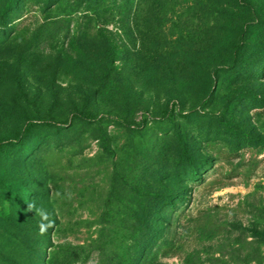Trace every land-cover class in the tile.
I'll return each instance as SVG.
<instances>
[{"label":"rangeland","instance_id":"obj_1","mask_svg":"<svg viewBox=\"0 0 264 264\" xmlns=\"http://www.w3.org/2000/svg\"><path fill=\"white\" fill-rule=\"evenodd\" d=\"M120 254L264 264V0H0V264Z\"/></svg>","mask_w":264,"mask_h":264},{"label":"clouds","instance_id":"obj_2","mask_svg":"<svg viewBox=\"0 0 264 264\" xmlns=\"http://www.w3.org/2000/svg\"><path fill=\"white\" fill-rule=\"evenodd\" d=\"M72 195L73 194L71 192H66L63 194L60 192L56 193L58 198H65L69 200L72 198ZM26 211H35L36 216L39 217V235H45L49 229L55 227V220L52 219V213H49V211L42 206L38 207L35 201L27 202Z\"/></svg>","mask_w":264,"mask_h":264},{"label":"trees","instance_id":"obj_3","mask_svg":"<svg viewBox=\"0 0 264 264\" xmlns=\"http://www.w3.org/2000/svg\"><path fill=\"white\" fill-rule=\"evenodd\" d=\"M115 3L117 4V1H115ZM106 138H102V141H103V145L104 147H106L107 149V146H106ZM127 257L125 256V254H120V255H117L115 256L113 259H110L109 262L107 263H104V264H128L129 262H127ZM132 261V260H131ZM130 261V262H131Z\"/></svg>","mask_w":264,"mask_h":264}]
</instances>
